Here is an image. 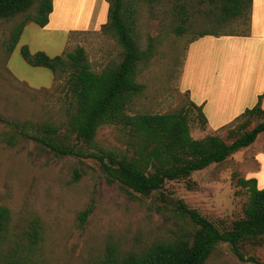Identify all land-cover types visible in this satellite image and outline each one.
<instances>
[{"label": "rangeland", "instance_id": "1", "mask_svg": "<svg viewBox=\"0 0 264 264\" xmlns=\"http://www.w3.org/2000/svg\"><path fill=\"white\" fill-rule=\"evenodd\" d=\"M153 15L150 18L142 11L141 44L147 48L151 42L152 55L146 65H139L136 80L142 90L133 98L129 114L185 109L192 138H225L234 122H211L212 129L202 132L198 113L190 109V99L179 85L185 50L193 36L161 33L164 27L157 11ZM19 19L0 20V114L9 123L0 122V209L7 210L0 232V264H102L109 249L123 257L173 237L178 226L185 224L175 217L170 205L162 206L157 193L149 197L126 194L117 184H106L94 160L55 157L20 133L23 126L26 134L38 124L61 126L69 105L64 79L53 81L47 69L30 66L21 56L22 47L30 54L43 52L49 57L82 47L96 73L119 64L122 49L100 30L73 32L66 41L62 31L29 23L8 56L7 41ZM247 27L248 20L241 19L220 33L238 36L245 34ZM241 62L242 58L226 66L238 67ZM126 141L120 125H105L97 131L93 145L120 153ZM254 156L252 149H243L220 164L192 173L186 181L166 182L162 192L228 229L243 217L249 196L238 180L256 179L258 189H264V163L255 158L260 163L257 170ZM89 207L91 213L81 222V213ZM239 250L243 261L227 244L220 243L205 264H264V246L244 243Z\"/></svg>", "mask_w": 264, "mask_h": 264}, {"label": "trees", "instance_id": "2", "mask_svg": "<svg viewBox=\"0 0 264 264\" xmlns=\"http://www.w3.org/2000/svg\"><path fill=\"white\" fill-rule=\"evenodd\" d=\"M52 1L0 0V20L20 17L7 41L8 56L28 23L40 28L47 25ZM105 1L107 21L99 30L110 35L122 49V59L116 66L94 72L82 47L55 57L43 52L30 54L25 46L21 48V56L30 66L47 69L53 81L64 79L69 99L66 120L61 126L38 124L31 126V134H26V126H23L21 135L55 157L94 160L106 184H117L126 194L149 197L157 193L162 206L170 205L175 217L185 224L178 226L173 237L154 242L141 253L129 252L120 257L109 249L102 264H205L220 243L227 244L231 253L243 261L239 250L242 244L264 246V189L257 188L255 179L238 180L249 196L243 217L233 221L228 229L189 209L181 200L169 199L162 189L166 182L186 181L192 173L220 164L252 145L257 136L264 133V109L259 100L240 114L226 130L225 138L218 135L192 138L185 109L130 115L129 108L142 90L136 80L139 65H146L152 55V43L149 42L147 48H142L141 44L143 10L150 18H154L157 11L159 24L164 27L161 33L180 38L192 35L191 43L205 36H232L220 32L234 21H249L252 0ZM189 107L197 111L199 127L203 130L207 120L201 107L191 101ZM0 122L9 124L1 114ZM105 125L122 127L128 138L123 152L94 147L96 133ZM90 213L91 208H86L80 221L84 222ZM6 221L7 210L1 208L0 232Z\"/></svg>", "mask_w": 264, "mask_h": 264}, {"label": "crops", "instance_id": "3", "mask_svg": "<svg viewBox=\"0 0 264 264\" xmlns=\"http://www.w3.org/2000/svg\"><path fill=\"white\" fill-rule=\"evenodd\" d=\"M107 9L105 0H53L45 28L64 32L67 41L73 32L99 30L107 21ZM240 58V66H226ZM179 85L201 107L207 120L202 132L212 129L211 122H234L258 100L264 109V0H252L245 34L205 36L191 42L185 50ZM247 148L254 152V160L260 158L264 163V133ZM255 162L259 170L260 163Z\"/></svg>", "mask_w": 264, "mask_h": 264}, {"label": "bare ground", "instance_id": "4", "mask_svg": "<svg viewBox=\"0 0 264 264\" xmlns=\"http://www.w3.org/2000/svg\"><path fill=\"white\" fill-rule=\"evenodd\" d=\"M73 4V3H72ZM97 4V3H96ZM70 5V4H69ZM95 6V5H94ZM69 7V6H68ZM94 8V7H93ZM94 10V9H93ZM94 12H95V10H94ZM97 12V11H96ZM75 15H76V13H75Z\"/></svg>", "mask_w": 264, "mask_h": 264}]
</instances>
